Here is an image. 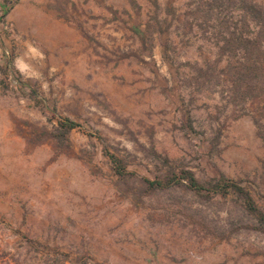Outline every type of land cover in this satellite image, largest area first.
Returning <instances> with one entry per match:
<instances>
[{
	"label": "rangeland",
	"instance_id": "obj_1",
	"mask_svg": "<svg viewBox=\"0 0 264 264\" xmlns=\"http://www.w3.org/2000/svg\"><path fill=\"white\" fill-rule=\"evenodd\" d=\"M194 1L18 0L3 16L0 264H264V233L242 222L235 195L143 179L162 177L168 157L202 182L242 180L264 209L253 115L264 103L232 100L230 58ZM8 58L38 100L9 82ZM63 118L81 127L59 138ZM91 131L136 174L116 175Z\"/></svg>",
	"mask_w": 264,
	"mask_h": 264
},
{
	"label": "trees",
	"instance_id": "obj_2",
	"mask_svg": "<svg viewBox=\"0 0 264 264\" xmlns=\"http://www.w3.org/2000/svg\"><path fill=\"white\" fill-rule=\"evenodd\" d=\"M18 0H0V21ZM195 8L192 15L199 25L212 26L216 37L219 53L227 55L230 59L221 73H227L225 82L234 102L244 103L251 99V103H264V4L254 3L250 0H195ZM188 22V20H187ZM211 24V25H210ZM191 25V24H190ZM239 56L238 64L231 65V59ZM200 67L197 77L204 78L210 68V62ZM11 84L15 83L20 88L28 89L38 100L37 90L31 78H25L23 74L12 65L9 58L1 66ZM9 86H6V90ZM246 109V108H245ZM248 109V108H247ZM256 117L259 133L264 135V104ZM250 113V111H248ZM186 125L196 132L190 116H187ZM81 127V124L71 118L59 120L56 137H62L71 129ZM97 137L103 143V153L109 158L111 167L116 175L125 177L135 175L136 171L129 170L122 158L113 153L105 144L103 137L96 132H88ZM168 170L162 177L149 178L143 176L144 181L152 189L170 190L176 186H184L195 194L211 198L216 195L227 196L233 194L236 197L238 211L242 215V222L247 227L264 233V209L256 202L248 185L242 180H235L226 176H220L211 181H200L194 171L188 168L175 169L170 164L168 157L163 158ZM245 221V222H244ZM245 225V224H244Z\"/></svg>",
	"mask_w": 264,
	"mask_h": 264
}]
</instances>
